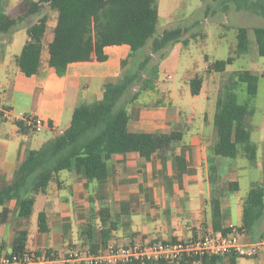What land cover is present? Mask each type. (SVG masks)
<instances>
[{"label": "crops", "instance_id": "crops-1", "mask_svg": "<svg viewBox=\"0 0 264 264\" xmlns=\"http://www.w3.org/2000/svg\"><path fill=\"white\" fill-rule=\"evenodd\" d=\"M21 3L22 0H0V12L16 18ZM48 11L51 10L44 8L0 34V105L11 110L12 115L10 120L0 118V185L10 183L28 151L39 149L69 127L76 107L100 101L103 86L116 83L126 70L121 62L128 60L127 45L104 48V62L49 67L48 44L53 38L57 14L51 11V17ZM28 41L41 46L39 69L30 76L16 62ZM189 43L190 40L186 45L176 43L151 55L142 78L146 79L148 71L156 66L154 89L139 93V85L134 86L118 103L127 111L130 133H181V141L174 149L165 154L156 152L149 160L137 153L113 154L108 164L109 177L101 182H87L75 171H62L44 194L36 195L28 218L17 216L15 200L7 201L0 206V255L12 252L14 238L20 233L26 234L25 250L30 252L61 254L90 244L101 245L100 231H106L111 222L115 229L106 234L108 246L199 238L220 232L213 227L216 207L220 229L228 230L232 225L240 230L246 197L232 200L228 195L238 193L240 178L249 179L250 189L257 186V179L248 172L242 175L237 165L229 164L218 153L213 127L217 92L208 90L205 74L212 62L204 55L200 65H190L191 53L184 51ZM168 65L179 70V78L166 87L159 86L158 73ZM195 77L201 78L202 84L199 93L192 95L189 83ZM138 93L132 102L130 98ZM34 118L44 120L41 132H34L27 124V120ZM18 122L23 124L22 128L17 126ZM176 157L180 160L179 171ZM232 182L238 184L235 191H230ZM40 196L41 208L34 217ZM234 206L235 222L231 220ZM100 210L109 216L105 226L100 222ZM41 212L48 226L46 233L37 225ZM238 235L244 244L263 238L264 213L249 231H238ZM219 264H264V252L253 259L237 258L233 262L226 256Z\"/></svg>", "mask_w": 264, "mask_h": 264}, {"label": "trees", "instance_id": "trees-1", "mask_svg": "<svg viewBox=\"0 0 264 264\" xmlns=\"http://www.w3.org/2000/svg\"><path fill=\"white\" fill-rule=\"evenodd\" d=\"M237 9H245L264 18V0H234ZM44 8L56 12V25L53 38L48 44V66L61 67L75 62H104V48L108 46L127 45L130 48L128 60L121 62L126 67L116 83H107L102 88V99L90 105L75 108L69 127L61 134L48 140L37 150L26 153L24 161L15 171L9 184L0 185V206L15 200L18 217L28 218L32 215L35 197L44 194L51 181H57L62 171H75L87 182H101L109 177V161L113 154L137 153L149 160L158 152L165 154L174 149L181 141L179 132L169 134L130 133L127 130L128 114L124 106L118 107L119 101L131 88L139 85V93L153 90L157 67L148 71L146 79L142 78L153 54L159 53L176 43L186 45L183 39L185 28L176 27L163 30L154 37L158 22V0H22L20 13L16 18H9L0 12V34L7 33L12 27L26 18L41 12ZM249 31L252 32L257 54L264 58V27L251 30L237 28L235 56L246 54L249 48ZM149 45V46H148ZM147 49V53L144 51ZM41 46L27 42L16 58L21 71L27 75L36 74L40 66ZM162 57V56H161ZM234 57L218 60L208 65L207 70L224 73ZM128 62L131 66H128ZM259 76L249 71H235L227 74L217 94L213 127L215 145L218 153L228 159L236 160L238 148L250 161L256 160V145L251 140V130L246 118L253 114L247 105L237 102L235 91L241 85L249 96L257 93ZM202 84L201 78L195 77L190 83V93L197 95ZM133 95L134 102L139 95ZM22 128L23 124L18 122ZM176 169L181 170L180 160L176 157ZM230 191L238 188L236 182L229 185ZM264 213L263 184L253 187L247 193L242 207V226L238 231H249ZM100 222L105 226L109 219L105 210H100ZM1 218V215H0ZM38 229L48 232L45 214L39 213ZM213 227L223 234L229 230L220 229L219 213L214 210ZM115 229L111 222L105 231L101 230V245L90 244L91 251L107 248L106 234ZM26 248V234L15 236L12 252L23 253ZM75 248L70 250H77ZM68 251V250H67ZM38 256H49L51 251L35 252ZM233 262L236 256H228ZM223 257L182 258L176 264H219ZM165 264V263H150Z\"/></svg>", "mask_w": 264, "mask_h": 264}, {"label": "rangeland", "instance_id": "rangeland-1", "mask_svg": "<svg viewBox=\"0 0 264 264\" xmlns=\"http://www.w3.org/2000/svg\"><path fill=\"white\" fill-rule=\"evenodd\" d=\"M17 13H20V5ZM48 13L51 17L54 16L53 12L48 11ZM160 16L154 36L163 30L185 28L183 38L190 40V43L184 51L188 50L191 53L188 56L190 65H200L204 61V55L210 62L234 57L233 63L226 67L224 73L205 72L208 90L213 89V93L218 94L220 85L231 72L245 70L259 76L255 96H249L244 90V85L239 86L235 91L238 104L247 105L253 110V114L246 118V123L251 130V140L256 144V160L250 162L245 159L241 148H238L236 160H226L229 164L237 165L242 175L247 172L252 174L251 177L257 179V186L262 185L264 180V58L257 54V46L251 31H249L248 52L237 57L234 50L237 28L251 30L254 27H264V18L245 9H237L234 0H161ZM47 34H51L50 29ZM144 52L147 53V49ZM158 74L157 84L164 87L179 78V70L171 65ZM211 74L215 75L210 78ZM169 76L171 79H168ZM248 181L246 177L240 178L238 193H231L228 197L232 200H235L237 196L245 198L250 189ZM40 198L41 196L37 199L34 217L41 208ZM231 220L233 222L236 220L235 206L231 212Z\"/></svg>", "mask_w": 264, "mask_h": 264}, {"label": "built area", "instance_id": "built-area-1", "mask_svg": "<svg viewBox=\"0 0 264 264\" xmlns=\"http://www.w3.org/2000/svg\"><path fill=\"white\" fill-rule=\"evenodd\" d=\"M0 118L10 120L11 110L0 105ZM44 123L41 118L27 120V124L34 132H41ZM228 230L226 234L208 233L187 240L109 245L97 251L85 248L49 256H38L30 251L21 254L10 253L0 255V264H176L182 258L233 255L238 258L253 259L264 252V237L250 244H244L239 239L237 228L231 225Z\"/></svg>", "mask_w": 264, "mask_h": 264}]
</instances>
